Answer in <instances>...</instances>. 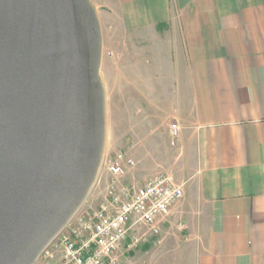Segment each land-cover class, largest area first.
<instances>
[{"label":"crops","instance_id":"crops-1","mask_svg":"<svg viewBox=\"0 0 264 264\" xmlns=\"http://www.w3.org/2000/svg\"><path fill=\"white\" fill-rule=\"evenodd\" d=\"M90 1L136 163L124 182L164 174L184 192L145 264H264V0ZM116 136L108 122L105 156L123 149Z\"/></svg>","mask_w":264,"mask_h":264},{"label":"water","instance_id":"water-1","mask_svg":"<svg viewBox=\"0 0 264 264\" xmlns=\"http://www.w3.org/2000/svg\"><path fill=\"white\" fill-rule=\"evenodd\" d=\"M103 35L90 0H0V264H34L102 171Z\"/></svg>","mask_w":264,"mask_h":264},{"label":"built area","instance_id":"built-area-1","mask_svg":"<svg viewBox=\"0 0 264 264\" xmlns=\"http://www.w3.org/2000/svg\"><path fill=\"white\" fill-rule=\"evenodd\" d=\"M179 130L176 122L169 125L173 148ZM133 166L124 152L105 156L102 168L108 180L99 206L77 214L34 264H118L116 252L123 244L128 251L145 244L154 234V223L169 216L184 192L164 174L143 185L125 183L126 167Z\"/></svg>","mask_w":264,"mask_h":264},{"label":"rangeland","instance_id":"rangeland-1","mask_svg":"<svg viewBox=\"0 0 264 264\" xmlns=\"http://www.w3.org/2000/svg\"><path fill=\"white\" fill-rule=\"evenodd\" d=\"M110 52L111 51H110V46H109V41H108L105 44H103V58H104L105 64L109 60V56L111 55ZM106 67H108L107 64H106ZM111 94H112V90L109 89L108 96H107V113H108V122L110 126V136L113 139H116L117 137L116 135L119 134V138L124 142V147L119 152H124L127 155L126 147H127V144H129V142L127 141V136H126L127 124L125 121L124 122L119 121V125H118L117 105L116 103L113 102V100L116 101V99L112 98ZM110 155H112L111 151H109V153L106 156L109 157ZM101 175L102 176H101L97 189L94 190V192H92V195H90V197L86 201L87 203H85L82 209L79 211L80 214L83 212L89 211V210H95L99 206L101 199H102L104 188L106 187L107 180H108V175L105 171V168H102ZM158 238L159 236L152 237L150 240L148 239L149 242L147 241L145 244L138 246L133 251H128L127 246L123 244V246L116 252V257L118 258V264H145V254H144L145 248L148 247L149 245L148 243L151 244L157 241ZM135 253H136V257L134 259H131V257ZM121 259H122V262L120 261Z\"/></svg>","mask_w":264,"mask_h":264}]
</instances>
